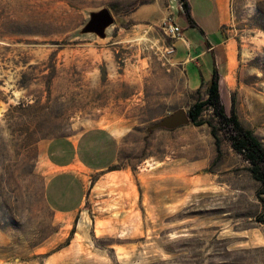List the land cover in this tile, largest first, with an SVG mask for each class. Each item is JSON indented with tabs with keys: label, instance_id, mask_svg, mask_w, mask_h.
Instances as JSON below:
<instances>
[{
	"label": "rangeland",
	"instance_id": "rangeland-1",
	"mask_svg": "<svg viewBox=\"0 0 264 264\" xmlns=\"http://www.w3.org/2000/svg\"><path fill=\"white\" fill-rule=\"evenodd\" d=\"M135 1L0 0V264H264L243 158L223 140L215 161L207 125L152 128L195 92L168 53L165 25L181 11L159 0L164 18L138 23L112 8ZM101 8L115 19L108 37L80 36ZM224 29L237 61L222 102L264 146V0H232ZM96 128L124 136V150L104 171L75 169L84 202L56 216L47 180L73 168L52 167L50 146L61 157L64 141Z\"/></svg>",
	"mask_w": 264,
	"mask_h": 264
},
{
	"label": "crops",
	"instance_id": "crops-1",
	"mask_svg": "<svg viewBox=\"0 0 264 264\" xmlns=\"http://www.w3.org/2000/svg\"><path fill=\"white\" fill-rule=\"evenodd\" d=\"M231 1L187 0L196 27H189L188 22L180 24L181 19L185 18L182 11L178 16L171 17L174 24L181 29L180 38L172 43L174 53L171 61L182 66L190 92L200 89L202 82L206 84L213 69L220 75V96L222 85L224 92L231 90L232 73L236 67L231 60L237 61V43L229 31L224 29L228 24V7H231ZM171 4L170 8L177 12L179 8L176 0ZM130 14L131 19L138 23L154 22L164 18V7L159 0H151ZM199 21H203L204 26ZM124 138L110 130L96 128L86 131L76 139L64 141L62 144L65 146L60 148L61 157L57 156L61 145L55 142L50 146V155L61 161L59 164L50 162L52 167L73 168L59 171L47 180L45 201L56 216L71 217L84 202L86 189L75 169L101 172L116 164L124 150Z\"/></svg>",
	"mask_w": 264,
	"mask_h": 264
},
{
	"label": "trees",
	"instance_id": "trees-1",
	"mask_svg": "<svg viewBox=\"0 0 264 264\" xmlns=\"http://www.w3.org/2000/svg\"><path fill=\"white\" fill-rule=\"evenodd\" d=\"M178 1L182 5L189 27H196L187 0ZM150 2L151 0H138L123 7L112 8L115 12L127 15L137 7ZM219 82L220 75L216 69H213L210 80L206 84L202 82V86H205L204 93L201 94L200 89L195 91L194 102L187 111L190 124L207 125L210 128L216 151L215 161L222 156L223 140H227L231 149L243 158L248 165V172L258 184L257 198L264 214V146L253 131L246 129L240 123L232 99L230 113L226 112L219 92ZM18 107L23 108V105L19 104Z\"/></svg>",
	"mask_w": 264,
	"mask_h": 264
},
{
	"label": "water",
	"instance_id": "water-1",
	"mask_svg": "<svg viewBox=\"0 0 264 264\" xmlns=\"http://www.w3.org/2000/svg\"><path fill=\"white\" fill-rule=\"evenodd\" d=\"M115 19L108 8H101L97 11L88 13V20L80 28L78 34L80 36L92 35L95 38L104 40L108 37L109 29L114 26ZM190 120L187 112L180 109L174 112L171 116L165 118L160 123L154 125L152 128H167L176 129L178 127L188 125Z\"/></svg>",
	"mask_w": 264,
	"mask_h": 264
},
{
	"label": "built area",
	"instance_id": "built-area-1",
	"mask_svg": "<svg viewBox=\"0 0 264 264\" xmlns=\"http://www.w3.org/2000/svg\"><path fill=\"white\" fill-rule=\"evenodd\" d=\"M176 3L178 5L179 10L183 12L181 3L178 0H176ZM165 33H166L167 36H169L171 38H175V39H178L181 36V29L176 24H174L172 18H169L167 20V23L165 25ZM168 53L169 54H173L174 53L173 46L170 47V49L168 50Z\"/></svg>",
	"mask_w": 264,
	"mask_h": 264
},
{
	"label": "bare ground",
	"instance_id": "bare-ground-1",
	"mask_svg": "<svg viewBox=\"0 0 264 264\" xmlns=\"http://www.w3.org/2000/svg\"><path fill=\"white\" fill-rule=\"evenodd\" d=\"M231 63H232V64L234 63V60H233V59L231 60ZM230 65H231V64H230Z\"/></svg>",
	"mask_w": 264,
	"mask_h": 264
}]
</instances>
